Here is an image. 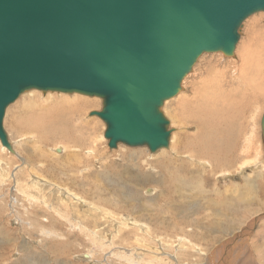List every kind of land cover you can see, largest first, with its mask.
<instances>
[{
    "label": "rangeland",
    "instance_id": "1",
    "mask_svg": "<svg viewBox=\"0 0 264 264\" xmlns=\"http://www.w3.org/2000/svg\"><path fill=\"white\" fill-rule=\"evenodd\" d=\"M263 43L264 12H258L243 22L235 55L214 52L199 58L183 80L181 92L162 106L171 136L169 145L156 151L125 143L110 147L105 121L91 114L103 109L104 99L99 96L40 89L22 93L4 119L14 152L0 141V235L4 241L0 251L5 249L0 264H204L222 244L239 239L247 241L243 251L236 245L227 254L241 256L249 248L248 264H264V163L261 168L252 160L260 137L264 138V98L246 112V133L254 129L255 134L253 152L241 155V161L249 159L245 171L237 169V164L213 173L195 157L171 150L185 140V134L196 132L193 122L183 116V98H200L204 88L218 84H213L216 79L236 76L241 53L257 63L264 56ZM253 68L256 72L257 65ZM79 96L81 104L92 102L87 109L81 108V118L78 105L76 118L70 103L68 108L54 106ZM42 113L49 116L44 118ZM31 120L38 123V133L25 129ZM260 149L264 161V143ZM182 159L188 164L184 168L199 169V177L180 180ZM238 184L259 195L261 202L249 204L251 215L243 212L225 225L221 216H214L208 200H223L226 194L218 196L215 190ZM168 191L171 202L164 199ZM255 219L251 231L243 233ZM209 222L214 223L212 230L206 229ZM223 258L221 253L222 264Z\"/></svg>",
    "mask_w": 264,
    "mask_h": 264
},
{
    "label": "water",
    "instance_id": "2",
    "mask_svg": "<svg viewBox=\"0 0 264 264\" xmlns=\"http://www.w3.org/2000/svg\"><path fill=\"white\" fill-rule=\"evenodd\" d=\"M264 0H0V139L30 89L104 99L94 111L118 143L165 147L162 106L205 53L234 55ZM264 134V115L262 117Z\"/></svg>",
    "mask_w": 264,
    "mask_h": 264
},
{
    "label": "bare ground",
    "instance_id": "3",
    "mask_svg": "<svg viewBox=\"0 0 264 264\" xmlns=\"http://www.w3.org/2000/svg\"><path fill=\"white\" fill-rule=\"evenodd\" d=\"M256 20H259V19H257V18L254 19V21H256ZM240 35H241V29H240ZM250 50L253 51L251 48H250ZM247 52H250V51H247ZM252 54H255L254 51ZM234 55H235V50H234ZM248 55L249 54H247V53H245V54L241 53V56L238 60L239 64L235 68V72L237 74L233 78L232 77H223V78L216 79L213 82V84H215V83H218V84L215 85L214 87L209 86L208 88H204V91L200 92V96H199L200 98H197L194 96L192 98H183V100L181 101V104H180V106H182L183 116L186 118V121L188 119H190L193 122L194 127H196V132H195V134H189V135L185 134L184 135V136H186L185 140L183 142L178 143V144L176 143L175 147L171 148L173 154H177L179 156H182L184 153H187L189 156H193L196 158L195 162L201 164V166H203L205 168H208V170L213 171V173L215 172V170L217 171L218 169H221L222 172H224L228 169H232L233 167L237 166V164H238V166L236 167L237 169H239L241 171H245L246 166L249 163V159L241 161V159H242L241 155H243V154L247 155V154L251 153V151L253 150V142H254L253 137L255 134L254 129L251 130L248 134L246 133L248 130V126H249L248 125L249 123L246 119V112L248 110H250V108L253 104H255V103L258 104L264 98V56L261 54L260 59L255 60L258 62L253 63ZM255 64L257 65L256 72L253 71L254 70L253 66ZM217 76L219 77L220 75H217ZM220 77H222V76H220ZM34 89H36V88H34ZM181 90H182V84H181ZM80 99H81L80 96L76 99L75 98H73V99L66 98V100H65V98H64V99H62V102L60 101L61 103L56 101L57 103H55L54 106L59 107L61 105L60 106L61 108L62 107L68 108L67 107V106H69L68 103H70L69 107L71 109H73V118L74 117L76 118L75 111L77 110L76 105H78L79 108H78L77 113L78 112L81 113V114H79V117L81 118L83 115L82 109H85V108L87 109V107H89V104L90 103L92 104V102H87V103L83 102L84 104H81L82 101H80ZM103 102H104V100H103ZM31 105H32V102H30L28 104V106L27 105L26 106L29 107ZM260 108L262 109V107H259V109ZM93 112L94 111H92L91 114ZM42 114L45 115L44 118H46V116H49L48 114H45V113H42ZM68 118H69V115H68ZM34 120H31L29 123H26L25 129H29L30 132L35 131L38 133V131H39L38 123L33 122ZM53 120H55V118H53ZM168 121H169V119H168ZM43 122H44V119H43ZM66 122L69 123L70 121L67 120ZM53 124L56 125L55 122ZM77 124H78V122H77ZM169 124H170V121H169ZM169 124H168V129L170 130V133H171V129L169 128ZM61 126L62 125H60V127ZM261 127H262V119H261ZM52 128H53V126H52ZM67 129H68V127H67ZM49 131H50V129H49ZM70 132H71V130L69 131V133ZM64 133L65 132H63V134ZM262 134H263V129H262ZM70 136H72V134ZM170 136H171V134H170ZM262 139L263 140H261V137H260V141L258 144V145H260L259 146L260 148H262V145L264 143L263 135H262ZM66 140H67V138H66ZM68 140H69V138H68ZM169 140H170V138H169ZM242 140H246V141L242 144ZM0 141H1V139H0ZM1 143H2V141H1ZM11 145H12V143H11ZM168 145H169V142L165 147H167ZM138 146H140V145H138ZM112 148H114V147H112ZM161 148H163V147H161ZM260 148L259 149L257 148L258 151L257 150L255 151V155H254V158L252 157L253 158L252 160H255V162H256L255 166L262 168L264 161L260 159V157L263 158V156L261 155L262 153H261ZM57 149H58V151L62 150L61 147H58ZM239 149H242V150L239 151ZM9 150L13 151V146H11V148ZM250 159H251V157H250ZM182 160L183 161L181 163V167L178 169V174L180 173V175H181L180 180L182 179V180L189 181L191 179V175H195L196 177H199V176H197V175H200V172L197 173V170L199 171V169L192 172L190 170V168H188V167L184 168L188 164L185 161V159H182ZM210 165H213V166H210ZM221 175H222V173L220 174V176ZM223 175H225V174L223 173ZM204 177H206V176L204 175ZM208 179H210V174L207 175L206 182H208ZM167 182L170 183L171 181L168 180ZM181 184H183V182ZM234 187H237L236 191H235ZM234 187L229 186V188H226L223 190L222 189H216L215 190V191H217L218 196H220L221 193L226 194V198H224L223 200L220 201V199H218V197L208 200V203H209L208 207L213 210L214 216H221V218L225 222L224 223L225 225H226V223L227 224L229 222L231 223V217H236V216H238V214H243V212L245 214H248L245 216H249V214L251 215V213L253 211L249 209V204L261 202L259 195L257 196V195H255V193L248 192L245 185L238 184ZM262 187L264 188V183L262 184ZM170 193H172V192L170 191ZM168 195H169V191L166 194V197L164 199L167 202L173 201V198L171 196H168ZM183 196L185 197V195H183ZM216 202H218V203L220 202V203H222V205L219 204L221 206H219V205L215 206ZM254 212H256V211H254ZM262 215H264V214H262ZM259 216H261V215H259ZM256 219H258V218H256ZM256 219L251 223V226H248V228L243 230L242 232L247 233L252 226H255L256 224L255 225H253V224L256 221ZM221 225L224 226L223 224H221ZM213 226H214V223L209 222V225L207 224L206 229L212 230ZM262 234H264V232ZM245 241H243V239H239V240H234L233 242H229L227 244L224 243V244H226L225 246H223V244H222V246H220L218 248L219 250L216 251L215 253H213L211 256H209L207 262L204 264H219L220 260H221V253L224 254L223 264H244V263L248 264L247 252L249 251V248H245V253H243L241 256L236 255V254H232V255L227 254L228 250L230 248L236 246V245L239 249L242 250L243 246H245V244L247 243V241L246 242ZM217 254L219 255V257L217 256ZM86 256H88V255H86ZM227 257H228V259H227ZM226 259H227V261L225 262ZM220 264H222V263H220Z\"/></svg>",
    "mask_w": 264,
    "mask_h": 264
},
{
    "label": "crops",
    "instance_id": "4",
    "mask_svg": "<svg viewBox=\"0 0 264 264\" xmlns=\"http://www.w3.org/2000/svg\"><path fill=\"white\" fill-rule=\"evenodd\" d=\"M3 245H4L3 235L1 234V235H0V246H1L0 250L2 249ZM4 251H5V249L3 250V252L0 251V257H1V258L4 257V256H3V255H4ZM3 260H4V258H3Z\"/></svg>",
    "mask_w": 264,
    "mask_h": 264
}]
</instances>
